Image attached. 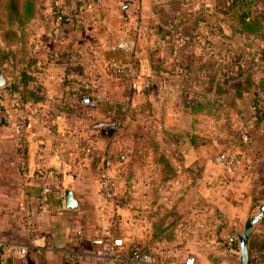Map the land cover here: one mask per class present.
Wrapping results in <instances>:
<instances>
[{
    "label": "crops",
    "instance_id": "1",
    "mask_svg": "<svg viewBox=\"0 0 264 264\" xmlns=\"http://www.w3.org/2000/svg\"><path fill=\"white\" fill-rule=\"evenodd\" d=\"M248 1L88 0L80 19L59 24L56 37L50 33L55 16L35 20L30 49L45 96L22 106L23 141L9 123L0 122L5 264H102L93 256L92 241L107 230L93 176L100 174L105 155H124L100 153L108 140H87L85 114L94 123L106 120L108 104L130 97L127 86L114 82L112 60H134L152 75L166 125L178 127V182L196 192L195 206L203 203L213 212L178 221V244L184 245L178 264L189 256L196 264H239V256L227 252L226 239L264 200V114L257 124L252 120L255 87L264 85V0ZM75 2L60 1L64 12ZM122 40L133 42L131 53L110 50ZM249 65L254 68L247 77ZM84 82L104 95L95 109L78 106L77 87ZM5 115L14 117L16 110ZM225 150L237 157L229 170L215 162ZM67 190L77 202L74 210L65 207ZM144 223L149 229L151 222ZM133 232V239L142 237L136 227ZM125 239L134 244L130 236ZM250 262L264 264V220L254 228Z\"/></svg>",
    "mask_w": 264,
    "mask_h": 264
},
{
    "label": "rangeland",
    "instance_id": "2",
    "mask_svg": "<svg viewBox=\"0 0 264 264\" xmlns=\"http://www.w3.org/2000/svg\"><path fill=\"white\" fill-rule=\"evenodd\" d=\"M23 1L26 2L25 0H0V74L8 75L14 61L21 59L24 47L28 54L36 56L30 49L32 25L35 20L45 22L48 14L54 16L56 8L62 7L61 0H33V4L27 6L31 9H26L21 14L18 7ZM75 1L77 4V0ZM82 4L85 5V2ZM36 9H38V16L30 19V15ZM11 59L12 61H10ZM4 60L6 61L2 62ZM34 77L39 81L38 76ZM114 82L119 87H128L120 79H116ZM4 88H0V90H4ZM135 91L140 94L136 100H133L131 97ZM37 93H40L39 101H41L45 94L41 91H37ZM128 93L130 97H123L116 103L108 104L112 114L106 115L108 117L106 120L118 122L117 127L113 130L100 132L94 129V120L90 121L91 119H89L90 113L85 114L88 120L85 130L87 140L91 142H93L92 139L108 140L109 143L102 147L100 153L103 150H105L104 152L109 150L116 153L121 152L124 155L123 160L114 164L111 172L115 186L114 196L104 200L101 193V174L93 176L95 177L93 179L100 185L103 199L102 212L105 217L103 226L105 231L114 227V223L109 220V216L114 213L121 222L118 233L124 237L130 236L142 253H148L154 258L155 264H178V248H184L183 243L178 244V213L185 221L193 214L209 217L213 215V212L206 204L201 203L199 206H195L196 192L191 190L187 183L180 185L176 169L175 174L171 175L163 161L160 160L162 156L168 158L169 165L174 168L178 164L176 156L178 155V140L174 138L178 136V127L166 125L163 99L156 96L153 87L145 91L130 89ZM7 100L2 101V105L5 106ZM77 103L79 107L86 108L80 105L79 99ZM115 105L119 106V110L114 109ZM174 106L175 104L172 105V108ZM87 109L90 110V108ZM3 112L5 115L6 111ZM88 160L94 165L91 158ZM130 162H132L131 165ZM138 218L143 221L136 222ZM146 218L149 223L151 222L149 229L144 223L147 221ZM160 218H164L165 224L174 222L175 227L173 231L165 232L163 234L165 237L158 238L154 236V223L158 222ZM139 223H142V225L140 224L141 229H139ZM135 227L142 237L132 238ZM146 230L148 236L145 234L144 237ZM241 230L242 228L236 235ZM171 233V237H167ZM131 244L125 248L128 253Z\"/></svg>",
    "mask_w": 264,
    "mask_h": 264
},
{
    "label": "built area",
    "instance_id": "3",
    "mask_svg": "<svg viewBox=\"0 0 264 264\" xmlns=\"http://www.w3.org/2000/svg\"><path fill=\"white\" fill-rule=\"evenodd\" d=\"M199 1V0H193ZM84 5H78L74 3L64 12L65 18L63 22L58 21L51 29V35L57 36L60 30V25L70 23L74 20H79L84 12ZM60 22V23H59ZM60 24V25H59ZM134 44L132 41H119L110 48L111 51L120 50L124 54L132 52ZM110 69L117 79L125 82L132 90H149L152 87V75L145 72L138 63L134 60L127 61H115L110 62ZM79 94V103L81 106L95 109L105 100L104 95L98 91L97 87L92 83H82L77 87ZM16 115L14 117H7L4 115L5 122L9 123L14 132L18 135L19 141L24 139V120L25 113L22 107L15 102ZM256 109L264 108V93H259L256 102ZM112 111H106V115H111ZM7 117V118H6ZM252 120H255L253 115ZM117 122L111 120H99L93 124V128L103 132L113 130L117 127ZM89 151V150H88ZM90 152V151H89ZM123 160L124 156H115L111 153L105 155L102 162L101 174V193L103 199H107L115 194V186L112 181L110 170L115 160ZM215 162L219 165L226 167L228 170L233 168L237 163V157L230 150H225L218 154L215 158ZM48 192L47 189L44 190ZM116 207V206H115ZM111 223H114V227L110 228L103 236L95 238L92 244L96 247L93 252L95 256L102 264H155L154 258L148 253H142L140 250H135L132 253L125 251V248L130 242H127L125 237L118 233L121 222L117 216H109ZM226 250L229 254L239 256V246L236 235H230L226 239ZM0 243V264H5V254ZM20 253H25V248L20 249ZM184 264H196L195 258L189 256L184 260Z\"/></svg>",
    "mask_w": 264,
    "mask_h": 264
},
{
    "label": "trees",
    "instance_id": "4",
    "mask_svg": "<svg viewBox=\"0 0 264 264\" xmlns=\"http://www.w3.org/2000/svg\"><path fill=\"white\" fill-rule=\"evenodd\" d=\"M25 1L26 2L23 1L20 7H18V10L21 12V14H23L26 9L30 8V7H27L29 6V4L30 5L33 4V0H25ZM86 1L88 0H77V4L83 5L82 3ZM243 3L245 5H248L249 1L243 0ZM37 14H38V9H36L30 15L29 18L31 19L35 16H38ZM64 14L65 13H64L63 7L56 8V11L54 13L55 19H57L60 22H63L65 18ZM21 30H23L22 27H21ZM20 57L21 59L16 60V62L14 61L13 66L11 68L12 70L7 73L8 75L3 74L9 78V82L7 86L4 88V90H0V122L1 123H4V114H3L4 112L3 111H6L12 108L16 110L15 102H17L21 107L23 105H26L29 102H33V103L38 102L40 100L39 98L40 93H37V91H41V93L44 92V88H42L43 87L42 84L36 79V77H34L35 74L33 75V73L36 70V62H37L36 58L32 54H28L26 47L23 48L22 54ZM5 61L6 60L2 62H5ZM10 61H12V59ZM253 68H252V65L246 66L244 68L245 70L244 73L246 72L245 75L246 76L248 75L247 77L251 75ZM243 85H244V88H249L251 86V80L247 78L244 79ZM255 88L256 89L253 93L252 106L255 110V113L253 114L255 116L254 123L257 124L261 120L262 114H264V108L256 109L255 102H256V98L258 94L264 93V85L262 84L261 86H256ZM5 99L6 100L8 99V100L6 102V105L4 106L2 105V101H4ZM78 99H79V94H78ZM8 102L12 103L11 106L8 105ZM174 138L175 140L179 141L178 136H175ZM160 160H162L165 167L168 168L169 173L171 175H174L176 172L175 171L176 168L169 165L170 162L168 158H165L162 156ZM131 163L132 162H130V165ZM180 219H181V216L178 213V221H180ZM174 227H175L174 222H171L170 224H165L164 218H160L158 222L154 223V236L158 238L160 236L165 237L163 236V234L167 231H173ZM171 235L172 233L167 237H171ZM135 250H139L138 246H136L135 244H131V247L129 248V253H132Z\"/></svg>",
    "mask_w": 264,
    "mask_h": 264
},
{
    "label": "water",
    "instance_id": "5",
    "mask_svg": "<svg viewBox=\"0 0 264 264\" xmlns=\"http://www.w3.org/2000/svg\"><path fill=\"white\" fill-rule=\"evenodd\" d=\"M7 82V79L0 74V88H4ZM65 207L69 210H74L77 207V202L73 197V193L69 190L65 192ZM262 220H264V200L247 216L241 232L236 235L239 246V264H251V238L254 228Z\"/></svg>",
    "mask_w": 264,
    "mask_h": 264
}]
</instances>
